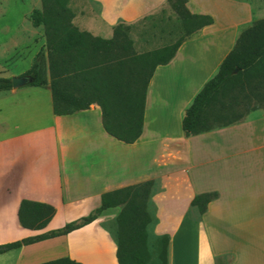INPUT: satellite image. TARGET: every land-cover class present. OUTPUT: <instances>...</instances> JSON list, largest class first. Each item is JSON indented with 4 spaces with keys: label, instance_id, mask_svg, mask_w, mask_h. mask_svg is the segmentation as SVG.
Segmentation results:
<instances>
[{
    "label": "crops",
    "instance_id": "obj_1",
    "mask_svg": "<svg viewBox=\"0 0 264 264\" xmlns=\"http://www.w3.org/2000/svg\"><path fill=\"white\" fill-rule=\"evenodd\" d=\"M88 1L99 10L83 13L74 3L72 21L103 38L112 36L118 22L136 21L167 5V0ZM186 6L213 22L188 36L168 63L156 66L146 88L141 133L131 143L104 130L97 104L56 114L49 82L0 90V244L60 228L97 208L103 193L152 180L151 233L168 235V264H215L225 257L226 264H264V113L188 136L181 128L196 93L248 29L264 19V0H187ZM44 44L45 39L39 49ZM205 192L217 196L195 216L191 199ZM23 199L55 208L45 227L21 225ZM118 210L105 209L69 233L0 253V264L58 258L117 264L105 223ZM86 232L96 242L83 239Z\"/></svg>",
    "mask_w": 264,
    "mask_h": 264
},
{
    "label": "trees",
    "instance_id": "obj_2",
    "mask_svg": "<svg viewBox=\"0 0 264 264\" xmlns=\"http://www.w3.org/2000/svg\"><path fill=\"white\" fill-rule=\"evenodd\" d=\"M71 1L40 0V7L30 12L31 25L42 28L45 44L22 75L31 76L27 85L42 87L50 83L56 114H70L97 104L104 130L118 140L131 143L141 133L146 88L156 66L168 63L179 45L211 24L213 18L190 12L187 0H167L180 22L182 34L169 45L134 56L131 40L121 23L113 27L110 38L80 30L72 21ZM10 88L11 79L0 77V90ZM253 97L264 98V19L248 29L218 71L196 93L181 128L188 136L238 122L234 107L240 101L247 110ZM152 187V180H148L105 192L100 205L87 215L43 234L0 244V253L69 233L95 220L103 210L120 207L112 231L117 264H168L167 234L155 237V248L149 246L148 226L155 222V207L150 201ZM216 196V192L197 194L190 205L200 216ZM54 213L52 205L23 199L18 220L24 227L41 229ZM40 264L81 263L58 258Z\"/></svg>",
    "mask_w": 264,
    "mask_h": 264
},
{
    "label": "rangeland",
    "instance_id": "obj_3",
    "mask_svg": "<svg viewBox=\"0 0 264 264\" xmlns=\"http://www.w3.org/2000/svg\"><path fill=\"white\" fill-rule=\"evenodd\" d=\"M74 3H76V10L80 9L83 13L89 10L94 12L99 10L98 6L88 0H72L69 4L72 10ZM39 7L40 0H0V77L11 79L29 68L33 56L31 45L34 53H37L44 42L42 28L33 27L28 17L32 9ZM118 23L123 25L128 39L131 40V53L134 56L169 45L182 34L180 22L168 3L165 7L136 21ZM249 101L250 107L247 110L240 101L234 107L235 115L239 117V120L264 113V98L258 100L253 97ZM193 214L196 216V210ZM105 226L112 233L113 216L107 218ZM82 236L86 241L89 240L88 242L94 241L92 232H86ZM148 236L149 246L155 248L156 239L151 233V225L148 226ZM95 244L96 247H100L97 243ZM227 260L226 257L218 258L215 264H226Z\"/></svg>",
    "mask_w": 264,
    "mask_h": 264
},
{
    "label": "water",
    "instance_id": "obj_4",
    "mask_svg": "<svg viewBox=\"0 0 264 264\" xmlns=\"http://www.w3.org/2000/svg\"><path fill=\"white\" fill-rule=\"evenodd\" d=\"M31 81L30 75H19L11 78L12 87L27 85Z\"/></svg>",
    "mask_w": 264,
    "mask_h": 264
}]
</instances>
